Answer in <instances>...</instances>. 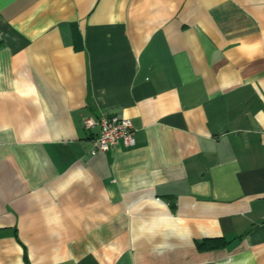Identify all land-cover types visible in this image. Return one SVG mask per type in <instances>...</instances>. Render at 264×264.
<instances>
[{
    "label": "crops",
    "instance_id": "1",
    "mask_svg": "<svg viewBox=\"0 0 264 264\" xmlns=\"http://www.w3.org/2000/svg\"><path fill=\"white\" fill-rule=\"evenodd\" d=\"M0 264H264V0H0Z\"/></svg>",
    "mask_w": 264,
    "mask_h": 264
},
{
    "label": "built area",
    "instance_id": "2",
    "mask_svg": "<svg viewBox=\"0 0 264 264\" xmlns=\"http://www.w3.org/2000/svg\"><path fill=\"white\" fill-rule=\"evenodd\" d=\"M84 123L87 128L97 124L100 126L98 135L93 138L91 154L105 151L120 143L125 146H132L136 142L135 129L131 120L127 117L102 113L97 120L90 117L85 118Z\"/></svg>",
    "mask_w": 264,
    "mask_h": 264
},
{
    "label": "trees",
    "instance_id": "3",
    "mask_svg": "<svg viewBox=\"0 0 264 264\" xmlns=\"http://www.w3.org/2000/svg\"><path fill=\"white\" fill-rule=\"evenodd\" d=\"M202 246V245H201Z\"/></svg>",
    "mask_w": 264,
    "mask_h": 264
}]
</instances>
